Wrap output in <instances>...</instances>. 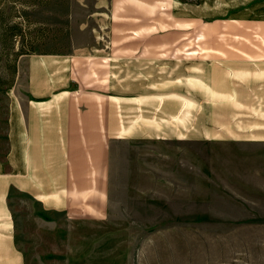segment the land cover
Returning <instances> with one entry per match:
<instances>
[{
    "label": "crops",
    "instance_id": "1",
    "mask_svg": "<svg viewBox=\"0 0 264 264\" xmlns=\"http://www.w3.org/2000/svg\"><path fill=\"white\" fill-rule=\"evenodd\" d=\"M70 2L86 11L76 30L88 41L75 36L68 51L23 55V84L0 97V264H26L16 240L15 194L83 222L102 213L117 141L263 148L264 0ZM171 19L180 31L195 19L196 47L155 46L156 26L167 24L168 33ZM139 34L150 44L127 43ZM248 160H179L177 167L211 180L172 182L170 199L250 207L242 191L263 188V175H244L239 164L256 163ZM229 214L213 216L253 221Z\"/></svg>",
    "mask_w": 264,
    "mask_h": 264
},
{
    "label": "rangeland",
    "instance_id": "2",
    "mask_svg": "<svg viewBox=\"0 0 264 264\" xmlns=\"http://www.w3.org/2000/svg\"><path fill=\"white\" fill-rule=\"evenodd\" d=\"M70 12L72 21L66 19ZM85 14L70 0H0V97L23 84V55L68 51L75 36L81 43L88 41L87 34L76 30ZM178 22L171 19L168 33L167 24L156 26L155 46H197L195 19H188L186 31L177 30ZM139 35L126 42L150 44L145 34ZM165 35L169 39L164 40ZM210 143L115 142L107 205L89 221L43 211L30 197L15 194L16 240L26 264H264V144L262 149L237 152L222 145L227 142ZM230 159L254 161L250 169L239 164L243 174L263 175V188L242 191L253 205L224 208L213 207L212 200L170 199L172 182L211 180L177 167L179 160L192 164ZM227 212L231 218L253 221L229 224L213 216Z\"/></svg>",
    "mask_w": 264,
    "mask_h": 264
},
{
    "label": "trees",
    "instance_id": "3",
    "mask_svg": "<svg viewBox=\"0 0 264 264\" xmlns=\"http://www.w3.org/2000/svg\"><path fill=\"white\" fill-rule=\"evenodd\" d=\"M185 2H189V3H199L200 2V0H196V1H188V0H184Z\"/></svg>",
    "mask_w": 264,
    "mask_h": 264
}]
</instances>
